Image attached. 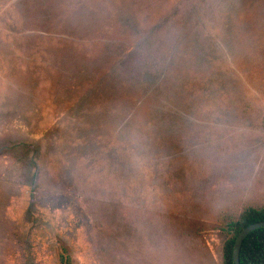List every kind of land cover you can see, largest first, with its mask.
<instances>
[{
    "label": "rangeland",
    "instance_id": "1",
    "mask_svg": "<svg viewBox=\"0 0 264 264\" xmlns=\"http://www.w3.org/2000/svg\"><path fill=\"white\" fill-rule=\"evenodd\" d=\"M264 207V0H0V264H222Z\"/></svg>",
    "mask_w": 264,
    "mask_h": 264
},
{
    "label": "trees",
    "instance_id": "2",
    "mask_svg": "<svg viewBox=\"0 0 264 264\" xmlns=\"http://www.w3.org/2000/svg\"><path fill=\"white\" fill-rule=\"evenodd\" d=\"M264 221V207L249 208L227 227V237L222 248V264H233L232 249L236 236L250 224ZM240 264H264V228L251 232L243 241L240 253Z\"/></svg>",
    "mask_w": 264,
    "mask_h": 264
},
{
    "label": "water",
    "instance_id": "3",
    "mask_svg": "<svg viewBox=\"0 0 264 264\" xmlns=\"http://www.w3.org/2000/svg\"><path fill=\"white\" fill-rule=\"evenodd\" d=\"M264 228V221L257 222L250 224L249 226L245 227L242 229L239 234L236 236L233 244V249H232V262L233 264H240L239 262V253H240V248L241 245L244 241V239L253 231L263 229Z\"/></svg>",
    "mask_w": 264,
    "mask_h": 264
}]
</instances>
